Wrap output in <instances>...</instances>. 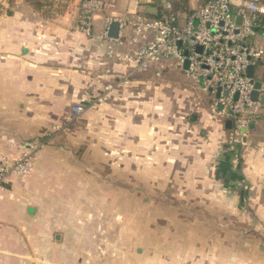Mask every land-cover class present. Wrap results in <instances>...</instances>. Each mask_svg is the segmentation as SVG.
<instances>
[{"label":"crops","instance_id":"0c3cea01","mask_svg":"<svg viewBox=\"0 0 264 264\" xmlns=\"http://www.w3.org/2000/svg\"><path fill=\"white\" fill-rule=\"evenodd\" d=\"M105 1L86 35L79 0H0V158L43 144L29 175L0 192V264H264V113L234 146L227 121L211 115L214 97L184 67L135 71L125 59L153 37L119 21L157 17L162 1ZM107 19L117 39L104 37ZM74 105L84 112L66 122ZM100 179L109 205L126 194L145 206L140 233L104 237L106 252L68 214Z\"/></svg>","mask_w":264,"mask_h":264},{"label":"built area","instance_id":"2783aa9c","mask_svg":"<svg viewBox=\"0 0 264 264\" xmlns=\"http://www.w3.org/2000/svg\"><path fill=\"white\" fill-rule=\"evenodd\" d=\"M161 1L157 17L119 21L125 27L132 25L137 36L153 37L146 47L125 59L135 71H145L161 60H172L180 70L187 63L186 74L214 97L211 115L230 121L231 143L244 146L249 125L264 113V0ZM176 4L180 6L175 8ZM78 8V28L90 35L106 1L79 0ZM111 24L107 19L104 37ZM251 66L254 71L249 77ZM254 91L258 93L257 100H252ZM83 112V106H72L66 122L74 121ZM42 148V143H25L16 160L0 158V192L13 178L29 175Z\"/></svg>","mask_w":264,"mask_h":264},{"label":"rangeland","instance_id":"374dc122","mask_svg":"<svg viewBox=\"0 0 264 264\" xmlns=\"http://www.w3.org/2000/svg\"><path fill=\"white\" fill-rule=\"evenodd\" d=\"M118 19V18H117ZM169 62V61H168ZM73 122V121H72ZM70 122V123H72ZM242 146L241 148H243ZM239 150V148H237ZM224 153V152H222ZM220 160V157H217ZM90 165H88L89 167ZM113 166V165H110ZM106 165H104V171L106 172ZM119 169V167H117ZM103 170V169H102ZM85 174L87 173V170H85ZM113 174V171L110 173ZM89 175V174H88ZM90 176V175H89ZM123 172L122 169L117 170V177H122ZM89 181V180H88ZM91 182V181H89ZM108 183V181H106ZM105 180L100 179V182L93 180L91 184L89 183L88 187L85 188L84 191V197L82 198V201L80 202L81 207H78L76 209V205H73L71 208L70 213H68L70 216L69 221L72 223H77L80 225L79 228H76L74 230L77 231H84L83 233L89 236H92L94 240L97 241L96 251L103 252V248H106L108 245L103 240L104 237L110 238L115 236L116 237H124L129 235H138L140 233V227L139 223H142V217L139 219L140 215H143V212L140 213V211L145 210V206H140L139 202V196L137 195H124V194H116L115 196V204H113V197L111 196V193H109V197L111 199V205L108 204V192L107 189V183ZM100 186V187H97ZM117 193L119 192V189H116ZM64 196V195H63ZM66 198L65 196L62 197ZM61 198L59 196L53 197L51 200L52 209L55 211L51 213L52 220L58 219L59 217V211L56 210V207L59 203V200ZM63 204H61V207ZM66 206V205H65ZM68 206V205H67ZM127 209L126 212L131 214L130 217V224L132 223V226L126 225V220L124 216V212L121 211V209ZM150 209V202L148 208H146V214L147 219H152L153 215L155 214L154 211H149ZM66 212V211H65ZM73 212V213H72ZM162 213V212H161ZM160 212H158V215H161ZM128 214V215H129ZM247 215V213H244ZM261 214V213H260ZM248 220V219H247ZM250 221V220H248ZM56 222V221H53ZM86 223V224H83ZM150 228L149 232L153 233L155 232V226L154 221H149ZM251 224V221L249 222ZM57 226V225H56ZM58 228L55 227L53 230H57ZM131 230V232H130ZM158 230V229H157ZM111 239V238H110ZM117 250H121L117 244H115ZM109 249L112 250V246H109ZM108 249H106L107 251ZM104 251V252H106ZM87 252H94L92 249L87 248Z\"/></svg>","mask_w":264,"mask_h":264},{"label":"water","instance_id":"95a60500","mask_svg":"<svg viewBox=\"0 0 264 264\" xmlns=\"http://www.w3.org/2000/svg\"><path fill=\"white\" fill-rule=\"evenodd\" d=\"M138 12L140 14H143V15L157 16L158 9L156 7H152L149 5H140L138 8ZM118 31H119V24L116 22L112 23L109 27V30H108V34H107L108 38L113 39V40L117 39L118 38ZM184 69H187V63L185 64ZM253 71H254V67L251 66L248 70V76L249 77H252ZM259 87H260L259 83H256L255 89L258 90ZM257 98H258V93H257V91H254L252 94V100H257ZM261 104L264 106V97L261 98ZM226 127H228V128L231 127L230 121L226 122ZM253 128H254V125L251 123L249 125V129H253Z\"/></svg>","mask_w":264,"mask_h":264},{"label":"trees","instance_id":"16d2710c","mask_svg":"<svg viewBox=\"0 0 264 264\" xmlns=\"http://www.w3.org/2000/svg\"><path fill=\"white\" fill-rule=\"evenodd\" d=\"M179 6H180L179 4H176L175 5V8H178ZM35 141L37 142L38 140H34L33 142H35ZM11 184H12V182L7 185L6 189L9 188V187H11L10 186Z\"/></svg>","mask_w":264,"mask_h":264}]
</instances>
